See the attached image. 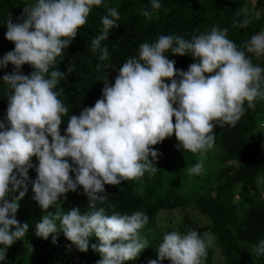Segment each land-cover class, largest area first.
I'll return each mask as SVG.
<instances>
[{"label": "clouds", "instance_id": "1", "mask_svg": "<svg viewBox=\"0 0 264 264\" xmlns=\"http://www.w3.org/2000/svg\"><path fill=\"white\" fill-rule=\"evenodd\" d=\"M101 3L35 0L23 8L20 22L14 23L10 17L4 22L5 38L14 48L0 58V67L11 63L16 71L0 77L10 90L6 114L0 120V260L29 228L27 222L15 219L17 201L25 192L16 197L12 193L17 186L26 190L31 157L38 161L36 178L31 181L33 199L42 210L55 206L60 196L78 186L88 198V208L94 209L81 214L72 208L42 216L34 225V235L47 239L62 232L80 251L88 249V238L94 236L98 243L91 247L101 256L96 264H125L148 247L139 233L148 218L140 211L106 215L103 207L96 209L95 205L105 200L104 185L154 173L158 152L150 146L173 133L180 149L192 153L210 149L215 126H235L245 101L251 109L255 99L264 98V69L252 65L245 55L264 54V31L252 35L244 51L226 37V29L216 26L191 39L160 35L152 43L140 44L138 55L119 67L114 83L103 80L101 98L79 115L71 114L61 135V116L68 110L53 89L65 72L49 73V66L85 24L91 8ZM150 4L152 9L160 8L159 0H150ZM141 15L149 17L150 12L142 9ZM118 19L116 9L107 8L100 18L101 32L91 41L93 51L108 38ZM169 50L171 54H189L196 62L186 71L176 69L175 62L164 54ZM107 57V48H100L98 60ZM25 63L35 69L29 75L19 71ZM198 170V164L189 168L190 173ZM207 243L210 241L195 230L167 232L155 248L157 259L148 264L164 259L170 264H201ZM252 251L257 256L264 254V239L258 240Z\"/></svg>", "mask_w": 264, "mask_h": 264}, {"label": "trees", "instance_id": "2", "mask_svg": "<svg viewBox=\"0 0 264 264\" xmlns=\"http://www.w3.org/2000/svg\"><path fill=\"white\" fill-rule=\"evenodd\" d=\"M34 2L0 0V58L14 48V43L5 38L7 29L4 22L9 17L14 23L20 22L18 18L24 15L23 8ZM159 3L160 8L152 9L150 0H102L99 6L91 8L85 24L77 29V35L67 48L62 49L48 70L49 73L52 70L65 72L53 89L68 110L61 116V135L67 127L69 116L79 115L84 107L93 106L101 98L103 80L114 83L119 67L126 59L138 55L140 44L152 43L160 35L191 39L193 35L207 34L216 26L218 30L226 29V37L238 50L244 51L250 37L264 31V12L260 17L251 16L247 10L250 0H159ZM256 6L263 11L264 0H257ZM107 8H115L119 19L116 20L117 26L109 30L108 38L100 42V48H107L108 57L99 61L100 48L93 51L90 45L101 32L100 18L107 14ZM142 9H147L150 16L141 15ZM241 23H244L243 27ZM164 54L175 62L176 69L186 71L189 64L196 62L189 54H171L170 50ZM245 55L252 65L264 69V54L256 56L245 52ZM34 70L28 63L19 69L24 75ZM13 71L16 69L11 63L0 67V77ZM165 82L170 80L165 78ZM9 94L7 85L0 81V120L6 114ZM253 103L255 106L250 109L247 101L244 102L243 114L235 126L225 124L213 128L218 151L212 157L220 163L215 170L204 167L203 174L190 173L189 168L204 163L198 152L178 148L179 142L173 133L162 142L150 146L158 152L156 171L137 177L140 188L105 184L102 193L106 195L105 200L97 203L95 208L103 207L106 215H131L140 211L147 216L145 225H148L162 210L193 205L210 219V224L197 226L189 216H185L179 233L195 230L206 241L208 235L213 236L223 254L224 264H264V254L257 256L252 251L257 241L264 239V134L259 131L264 123V98H257ZM172 119L174 123L175 117ZM65 159L71 163L70 158ZM31 162L33 167L29 168L28 179L24 180L26 190L17 186L12 193V197H16L20 191L25 192L17 201L15 219L29 225L25 236L16 240L25 243L26 250L20 252L14 244L10 245L0 264H96L101 259L99 252L87 249L75 254L74 244L62 232L50 234L47 239L34 235V225L42 216L53 215L57 211L67 212L72 208H78L81 214L94 209L88 208V198L82 186H78L76 191H68L60 196L55 206L42 210L33 199L31 184L36 178L35 165L38 161L35 156L31 157ZM69 174L74 177L73 173ZM55 223L59 229V220ZM165 233L147 240L148 247L125 264H148L150 259H157L155 248ZM212 258L213 252L206 245L201 264H211ZM158 264H170V260L164 259Z\"/></svg>", "mask_w": 264, "mask_h": 264}, {"label": "rangeland", "instance_id": "3", "mask_svg": "<svg viewBox=\"0 0 264 264\" xmlns=\"http://www.w3.org/2000/svg\"><path fill=\"white\" fill-rule=\"evenodd\" d=\"M257 0H250V5L248 6V12L251 16L260 17L261 13L264 10H260L258 6H256ZM259 131L261 134H264V123L260 125ZM218 147L217 144H213L210 149H207L203 152H198L200 158L202 160L203 165H199V170L196 174H203L204 167L210 168L211 170H215L219 165V161L212 157V154L217 153ZM137 177L131 180L121 181L120 185L123 187L132 186V187H139ZM181 186L179 187V189ZM238 198V196L236 197ZM152 200V199H151ZM185 216H189L190 219L197 225V226H206L210 224V219L204 216L199 209H197L193 205H188L184 208L175 209V210H162L158 216L148 225H145L140 231V235L143 236L146 240H150L155 238L157 234L165 233L167 230H173L179 232V227L183 222ZM96 237L92 236L88 238L89 241V250H94L91 245L97 243ZM207 243L208 247L213 252V258L211 264H224V257L221 253L220 249L217 247L215 238L213 236L208 235ZM17 249V251L24 252L26 250V244L23 242L15 241L13 243ZM95 251V250H94ZM73 252L76 254L80 252V250L74 245Z\"/></svg>", "mask_w": 264, "mask_h": 264}]
</instances>
